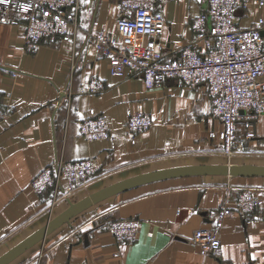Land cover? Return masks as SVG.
<instances>
[{
  "label": "crops",
  "instance_id": "obj_1",
  "mask_svg": "<svg viewBox=\"0 0 264 264\" xmlns=\"http://www.w3.org/2000/svg\"><path fill=\"white\" fill-rule=\"evenodd\" d=\"M76 42L43 38L35 50L24 44L25 20L0 21V258L23 243L48 221L78 201L112 184L159 170L206 165H234L237 174L177 175L137 184L93 203L19 252L4 264H264V205L252 214L225 219L221 246L203 254L194 232L212 226L211 211L228 190L264 194V118L254 122L256 136L244 152H224L222 122L213 114L206 85L189 86L169 77L148 88L138 74L118 77L110 62L97 56L87 33L116 31L118 0H80ZM208 0H157L165 16L158 36L165 58L191 44L207 53L192 20ZM241 27H260L264 36V4L236 11ZM263 18L262 24L259 19ZM17 72L16 76L13 73ZM91 77L105 87L81 93ZM71 90L59 108V89ZM148 112L154 125L132 143L125 128L126 109ZM103 114L112 137L87 141L79 122L90 109ZM245 132L239 124L238 135ZM57 155L67 160L96 156L99 169L73 194L53 201V191L35 193L30 181ZM119 217H137L135 240H117L108 230Z\"/></svg>",
  "mask_w": 264,
  "mask_h": 264
},
{
  "label": "built area",
  "instance_id": "obj_2",
  "mask_svg": "<svg viewBox=\"0 0 264 264\" xmlns=\"http://www.w3.org/2000/svg\"><path fill=\"white\" fill-rule=\"evenodd\" d=\"M157 0H118L116 31H89V43L97 56L110 62V73L118 77L138 74L148 88L156 87L169 77H177L189 86L206 85L213 114L222 122L220 138L224 152H244L256 136L254 122L264 118V36L260 27H241L236 11L250 4L263 5L264 0H208L206 10L192 20L198 40L205 41L207 53L187 44L179 55L165 58L158 36L165 16L156 9ZM80 0H0V21L25 20L23 40L28 50H35L43 38H62L73 45L79 30ZM263 18L259 19L262 24ZM17 72L13 73L16 76ZM105 84L91 77L81 93L95 94ZM71 90L59 89L54 102L59 108L69 99ZM7 112L0 103V121ZM154 118L148 112L126 109L125 128L129 140L146 133ZM245 132L238 135L239 124ZM79 132L87 141L112 137L103 114L90 109L79 122ZM99 169L96 156L67 160L63 155L44 167L30 181L35 193L51 189L53 201L73 194ZM264 205V194L241 188L236 195L230 190L217 208L211 211L212 226L194 232L193 242L203 254H215L221 246V229L225 219L235 213L248 215ZM108 230L117 240H135L140 230L137 217H119L109 222ZM223 264H245L224 261Z\"/></svg>",
  "mask_w": 264,
  "mask_h": 264
},
{
  "label": "water",
  "instance_id": "obj_3",
  "mask_svg": "<svg viewBox=\"0 0 264 264\" xmlns=\"http://www.w3.org/2000/svg\"><path fill=\"white\" fill-rule=\"evenodd\" d=\"M242 169L238 166L234 165H206V166H186V167H176V168H169L164 170H159L155 172H150L146 174H142L139 176H135L118 183L112 184L102 190H99L95 193H92L90 196L83 198L78 201H72L68 199L69 208L57 217L51 218L48 223L32 235L30 238L25 240L23 243L19 244L7 254L0 258V264H4L17 255L19 252L24 250L26 247L34 243L38 240H43L46 235L52 231L55 227L60 225L63 222H66L71 217L76 215L77 213L81 212L82 210L86 209L93 203L105 198L108 195L114 194L118 191H121L125 188L141 184L144 182L157 180L161 178L177 176V175H185V174H200V173H227V174H237L240 173Z\"/></svg>",
  "mask_w": 264,
  "mask_h": 264
}]
</instances>
